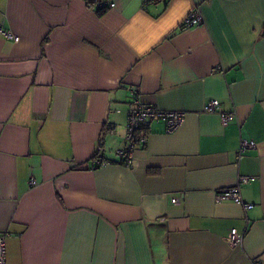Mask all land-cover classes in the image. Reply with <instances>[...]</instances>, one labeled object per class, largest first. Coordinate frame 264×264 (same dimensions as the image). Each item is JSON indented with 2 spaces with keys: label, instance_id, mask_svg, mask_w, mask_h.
Segmentation results:
<instances>
[{
  "label": "crops",
  "instance_id": "obj_1",
  "mask_svg": "<svg viewBox=\"0 0 264 264\" xmlns=\"http://www.w3.org/2000/svg\"><path fill=\"white\" fill-rule=\"evenodd\" d=\"M0 27L6 264H264V0H0ZM136 98L184 119L126 165ZM240 176L250 209L216 197Z\"/></svg>",
  "mask_w": 264,
  "mask_h": 264
},
{
  "label": "built area",
  "instance_id": "obj_2",
  "mask_svg": "<svg viewBox=\"0 0 264 264\" xmlns=\"http://www.w3.org/2000/svg\"><path fill=\"white\" fill-rule=\"evenodd\" d=\"M113 4H111L112 6ZM202 17L196 10H191L185 17L184 22L187 26H195L201 23ZM0 31L6 35H9L7 31ZM14 39H17L14 36ZM218 101L216 99H210L206 103V110L209 112H214L217 110ZM232 118V113L221 112L220 119L223 124H226ZM184 113L179 111H162L150 104H145L141 102L138 98L134 99L132 106L128 113L127 123H126V144L124 148L117 150V155L120 156L121 161L130 165L132 161V149L137 143L146 144L147 142V128L150 122L163 121L166 126L167 131L175 130L183 121ZM255 146L253 140L241 139L239 144V152H243L246 149ZM104 160L97 161V164L104 163ZM251 179L247 176H240L236 182L231 187L221 189L217 192V199H231L232 201L241 204L245 209H250L253 205L251 203H245L242 200L240 194L239 183L241 181H247ZM30 184H34V180H30ZM174 203L178 202L177 198L173 199ZM6 233L0 231V264H6V245H5ZM230 244L236 245L241 241V236L238 234H232L228 238Z\"/></svg>",
  "mask_w": 264,
  "mask_h": 264
}]
</instances>
